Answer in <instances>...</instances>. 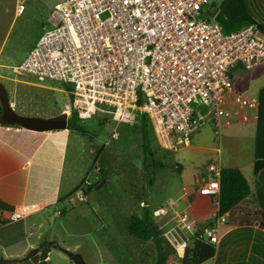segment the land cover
Wrapping results in <instances>:
<instances>
[{"label":"built area","instance_id":"2783aa9c","mask_svg":"<svg viewBox=\"0 0 264 264\" xmlns=\"http://www.w3.org/2000/svg\"><path fill=\"white\" fill-rule=\"evenodd\" d=\"M212 4L62 0L48 19L52 29L13 73L42 85H69L71 109L78 118L106 111L116 124H149L164 152L189 147L207 122L221 138L235 119L245 122L258 110V100L233 94L232 72L264 64V42L252 23L226 30ZM23 12V5L15 10L17 16ZM110 137L116 139L118 133L114 130ZM206 171L209 179L198 194L214 199L217 207L220 169L210 164ZM75 196L84 201L82 191ZM42 210L36 204L17 206L7 220L16 223ZM178 227L189 236L194 223L184 215ZM204 234L217 248L215 229Z\"/></svg>","mask_w":264,"mask_h":264},{"label":"rangeland","instance_id":"374dc122","mask_svg":"<svg viewBox=\"0 0 264 264\" xmlns=\"http://www.w3.org/2000/svg\"><path fill=\"white\" fill-rule=\"evenodd\" d=\"M60 1L0 0V91L10 108L5 115H13L15 119L35 118L37 120L30 121L29 125L38 128L42 127L38 120H47L45 124L53 127L55 120L52 119L67 108L78 127L87 132V136L78 133L70 136L65 166V175L70 176V189L76 186L75 192L82 191L84 201H79L73 193L63 204L16 223H9L7 217L0 214V261L7 260L2 257L8 249L16 251L20 245H30L27 254L34 249L37 253L22 264H73L62 251L80 255L85 264H157L158 254L167 260L162 264H183V259L179 261L176 257L183 258L196 243L202 244L195 239L200 232H203L200 238L206 243L204 230L208 227L194 225L188 247L182 248V254L175 248L173 251L165 232L173 226L178 227L180 211L177 209L182 207L177 201L181 200V194L190 192L188 183L200 174H207L205 170L210 163L222 168L240 167L248 160L251 145L240 136L212 138L210 130L212 139L206 144L191 141L189 148L164 153L149 124L146 129L116 124L112 116L105 115L106 111L104 114L96 111L90 118L78 120L71 109L69 85L51 83L60 91L43 89L40 87L44 85L31 76H16L12 69L26 58L39 38L52 29L48 19ZM212 1L221 6L222 0ZM228 1L239 2L224 0L222 11L232 20L240 21L241 14L237 16V12L227 9ZM20 5L24 6V12L17 16L15 10ZM50 116L53 118L46 119ZM13 125L28 129L17 121ZM207 126L208 122L199 129ZM114 130L118 133L116 139L110 137ZM256 140L253 146H256ZM208 144L212 146V152L195 149V145L209 147ZM176 164L184 169L185 175L179 176ZM87 175L89 180H83ZM31 177L38 178L36 175ZM87 187H92V191L87 193ZM191 187L195 189V186ZM143 206H148L152 220L161 228L158 245L152 239L142 243L127 234L131 218L143 217Z\"/></svg>","mask_w":264,"mask_h":264},{"label":"crops","instance_id":"0c3cea01","mask_svg":"<svg viewBox=\"0 0 264 264\" xmlns=\"http://www.w3.org/2000/svg\"><path fill=\"white\" fill-rule=\"evenodd\" d=\"M223 2L224 0L219 4L222 6ZM213 5L214 9L219 12V21L220 16L225 22L224 26L231 27V24L241 22L237 19L232 21L230 15L222 11L221 6L217 5L216 2H213ZM227 5L228 9H234L242 15V25L249 23L248 17H252L254 22L262 24L263 31L260 32L264 34V0L244 1L247 11L244 10L242 0L238 3L228 1ZM232 73L233 94L256 99L259 102L260 95L264 91V64L257 65L249 71H242L238 68ZM52 85L48 82L40 88L60 91ZM34 86L38 87L37 85ZM12 105L11 102L10 106L13 107ZM59 113L60 116L56 118L53 116L46 118H53L55 127H58L62 121L67 122L68 117L70 118V112L67 108ZM10 123L7 121L6 125L0 126V214L7 217L17 206L21 205L36 204L43 210H47L63 204L68 195H71L76 188L75 186L70 189V176L65 175L70 136L75 132L66 128L57 129L54 126L44 131L41 129H24L10 125ZM257 129L256 112L250 114L247 122L242 121L240 117L235 119L233 124L221 135V137L224 135L228 138L244 137L251 145L248 160L240 167L235 168L240 170L248 183L250 189L248 198L232 211L219 217L215 205L216 201L198 194L201 184L209 179V174L206 172L207 174H200L193 179L194 181L188 183L187 187L190 188V192L181 194V200L177 201V203H181L182 207L177 209L180 211L177 214V219L185 215L197 228L198 226L206 227L210 224L216 226L214 229L219 238V244L215 256L205 264H264V169L257 173L253 169L256 149L253 144L256 140ZM210 130L213 133L211 124L207 128L199 129L198 134L196 133L191 141L196 144H206L209 139L215 137L213 133L211 138ZM201 145H195V149L213 151L211 145L208 144L209 147ZM217 167L220 170L224 169L220 165ZM36 172L38 174H35ZM179 172V176L186 173L182 167ZM34 175L38 178L31 177ZM87 177L89 180V175ZM191 186H195V189ZM143 207L148 208V206ZM173 227L167 229L165 234ZM187 243L186 247H188ZM189 246H192V241ZM29 249H31L30 245H20L16 251L8 249V253L2 258L20 260L24 258ZM178 252H181L180 248H178ZM176 259L180 261L182 258L177 256ZM16 263L22 264L24 261Z\"/></svg>","mask_w":264,"mask_h":264},{"label":"trees","instance_id":"16d2710c","mask_svg":"<svg viewBox=\"0 0 264 264\" xmlns=\"http://www.w3.org/2000/svg\"><path fill=\"white\" fill-rule=\"evenodd\" d=\"M240 1V0H239ZM243 2L244 10L247 11L245 5ZM247 5V3H246ZM212 7L214 9V5L212 4ZM228 9V6H227ZM233 12L234 9L232 10ZM238 13V12H237ZM239 13L237 14V16ZM249 20V23L255 24L257 26L258 31L262 32V24L254 22V20ZM247 20V21H248ZM233 21V20H232ZM241 23H243V20L240 19ZM253 21V22H251ZM238 22V21H237ZM224 21H221V24H224ZM241 23H234L231 24V27L225 26L226 30L228 31H234L239 29L242 24ZM245 23V22H244ZM8 114V105L7 102L4 99V96L2 92L0 91V126L6 125L7 119H10L11 122L10 125H13L15 121L19 123L20 126H23L28 129H41V131H44L46 129H51L50 124H45L48 121H42L38 120V122L41 124L42 127H33L30 126L29 124L31 123L30 121H35L33 119H15V116L13 115H5ZM3 119L5 120H2ZM76 119L78 120H83L81 118H78L77 115L75 114ZM257 119H258V129H257V137H256V149H255V163H254V172L257 173L262 169V166H264V130L262 129V123L264 121V91L260 95L259 99V106L257 110ZM29 122V123H28ZM72 122V124H70ZM39 126V125H37ZM147 124L145 123L141 129H146ZM58 128L63 129L66 128L72 132L87 136V132L83 130L82 128L78 127L77 120H75L74 116H70V119L67 122H60L58 125ZM151 152V151H150ZM176 168L180 171L181 167L179 165H176ZM88 177L86 176L85 179ZM84 179V180H85ZM219 197L217 200V209H218V216L222 217L228 212L232 211L236 206L241 204L246 198L249 197L250 195V189L248 186V183L242 173L235 168H224L221 169L220 171V176H219ZM92 187H87L86 192L89 193L92 190ZM75 190L72 191L71 195L73 193H76ZM71 195H68L70 198ZM67 197V198H68ZM144 209V215L142 218H131L130 224L127 228V234L130 237L135 238L136 240L145 243L149 240H153L156 245L160 244L161 241V234H160V227H158L154 221L152 220V214L147 210V208ZM208 229H211L214 227V224H210L207 226ZM202 233L200 232L195 236V239H199L200 243H196L193 248L188 250L189 252L186 251L184 254V257L182 258L183 264H203L209 260H212V258L215 256L216 249L208 244L204 243L202 237ZM50 246H52V243H49ZM55 246V245H53ZM173 249V248H172ZM174 251V249H173ZM163 260L165 263H167V260L165 257H161L160 254L157 256V264H162ZM192 262V263H191ZM241 264H247V263H241Z\"/></svg>","mask_w":264,"mask_h":264},{"label":"water","instance_id":"95a60500","mask_svg":"<svg viewBox=\"0 0 264 264\" xmlns=\"http://www.w3.org/2000/svg\"><path fill=\"white\" fill-rule=\"evenodd\" d=\"M257 37H259L263 42H264V34L261 32L257 33ZM166 238L172 243V245H177V243L182 242H186L187 238L184 236V234L181 232V230L178 227L173 228L172 230H170L169 232L166 233ZM58 250L59 247H55ZM73 264H85L82 257L78 254H74V253H70L67 251H62ZM37 253V250H31V252H29L27 254L26 257H24L23 259L20 260H1L0 264H10V263H16V262H20V261H27L28 259H30L32 256H34Z\"/></svg>","mask_w":264,"mask_h":264},{"label":"clouds","instance_id":"9594fccd","mask_svg":"<svg viewBox=\"0 0 264 264\" xmlns=\"http://www.w3.org/2000/svg\"><path fill=\"white\" fill-rule=\"evenodd\" d=\"M206 228H207V227H206ZM181 232H182V231H181ZM184 236H185V235H184ZM191 236H192V235L185 236V237L187 238V240H188V238H189V240H190V237H191ZM189 240H188V241H189ZM188 241H187V242H188ZM187 242L177 243V245H175V250L178 251V248H180L179 245L182 244V243H184V244L186 245ZM206 243H207L208 245L214 247L213 245H211V244L209 243L208 239H207V242H206ZM218 244H219V243H218ZM173 246H174V245H173ZM217 246H218V245H217ZM177 247H178V248H177ZM215 249H216V248H215Z\"/></svg>","mask_w":264,"mask_h":264},{"label":"bare ground","instance_id":"6f19581e","mask_svg":"<svg viewBox=\"0 0 264 264\" xmlns=\"http://www.w3.org/2000/svg\"><path fill=\"white\" fill-rule=\"evenodd\" d=\"M159 213H164V212H159ZM180 251H181L180 253L182 254V248H180Z\"/></svg>","mask_w":264,"mask_h":264}]
</instances>
